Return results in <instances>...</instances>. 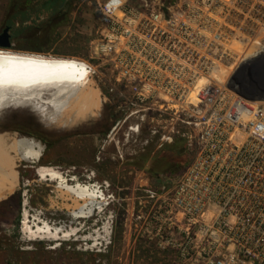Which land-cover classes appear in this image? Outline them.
<instances>
[{
    "label": "built area",
    "instance_id": "obj_1",
    "mask_svg": "<svg viewBox=\"0 0 264 264\" xmlns=\"http://www.w3.org/2000/svg\"><path fill=\"white\" fill-rule=\"evenodd\" d=\"M99 6L105 23L91 46L102 80L137 106L159 105L178 124L163 139L182 138L190 157L163 196L150 191L154 237L178 264H264V100L229 87L241 65L264 57V0Z\"/></svg>",
    "mask_w": 264,
    "mask_h": 264
},
{
    "label": "rangeland",
    "instance_id": "obj_2",
    "mask_svg": "<svg viewBox=\"0 0 264 264\" xmlns=\"http://www.w3.org/2000/svg\"><path fill=\"white\" fill-rule=\"evenodd\" d=\"M18 1L25 4L26 0H0V33ZM100 3L103 0H75L69 12L31 28L15 21L22 32L15 35L11 30L12 51L90 62L96 68L90 79L102 104L99 113L91 116L94 119L67 128L47 126L26 106L0 111V169L15 175L13 187L0 192V264H178L176 251L154 237L151 207L164 188L173 186L165 183L188 166L190 157L183 153L181 163L170 153L157 156L158 150L174 142L163 136L178 124L159 105L148 110L150 104L137 106L135 99L120 96V88L110 92L111 84L102 80L101 60L91 46L101 37L105 23ZM20 138L34 139L42 146L37 161H21L10 151ZM145 149L151 152L143 162ZM40 167L54 168L69 185H86L100 194L92 213L74 218L66 207L71 202L57 193L59 180L41 178ZM166 169L171 173L157 184V175ZM150 191L158 196L153 198ZM26 215L33 230L47 224L75 232L58 238L30 235L24 230Z\"/></svg>",
    "mask_w": 264,
    "mask_h": 264
},
{
    "label": "bare ground",
    "instance_id": "obj_3",
    "mask_svg": "<svg viewBox=\"0 0 264 264\" xmlns=\"http://www.w3.org/2000/svg\"><path fill=\"white\" fill-rule=\"evenodd\" d=\"M0 58H12L20 62L13 65L17 82L0 85V106H3L0 111L10 106H26L36 112L47 126L55 128L76 125L99 113L102 99L92 84L90 71L82 61L3 49H0ZM10 151L21 161L24 159L34 162L42 156L43 148L32 139L20 138L12 143ZM38 174L41 178L59 180L57 193L71 202L66 207L74 218H85L92 213L100 194L86 185H69L61 173L51 167H40ZM14 184L15 175L0 169V192ZM10 190L12 189L7 191ZM24 230L30 235L42 233L52 238L61 237L60 235L67 237L75 232L74 229L66 230L64 227L47 224L33 230L27 221V215Z\"/></svg>",
    "mask_w": 264,
    "mask_h": 264
},
{
    "label": "trees",
    "instance_id": "obj_4",
    "mask_svg": "<svg viewBox=\"0 0 264 264\" xmlns=\"http://www.w3.org/2000/svg\"><path fill=\"white\" fill-rule=\"evenodd\" d=\"M73 1L75 0H26L25 4H21L18 1V4H15V9L17 10L12 15V19L8 22L7 25H5V27L9 26L11 30H13L15 35L20 34L22 31L16 28L17 25L15 21L25 27H36L46 19L56 16L60 13H64L67 11L69 12V8ZM20 5H25L23 7L24 9H22ZM14 33L11 34L14 35ZM33 51L40 52L41 50L34 49ZM114 119L115 121H117L119 117L114 116ZM147 152L150 153L151 149H145V154L141 155V159L143 160V162L148 160V155H146ZM169 153L175 156V158H177L179 162H185V159H183L182 154L186 153V147L182 138L174 139V142L172 144L167 145L166 147L158 150L157 156L160 155V157L165 158ZM170 173L171 172L166 169L162 173L158 174L156 177L157 184H161L164 181V177H166Z\"/></svg>",
    "mask_w": 264,
    "mask_h": 264
},
{
    "label": "water",
    "instance_id": "obj_5",
    "mask_svg": "<svg viewBox=\"0 0 264 264\" xmlns=\"http://www.w3.org/2000/svg\"><path fill=\"white\" fill-rule=\"evenodd\" d=\"M14 44L12 42L11 28L7 26L2 33H0V49L12 50ZM18 51V50H17ZM19 52H24L20 51ZM264 72V57L257 58L249 63L241 65L232 77L229 87L237 91L245 98L255 101L264 100V73L262 80H256L259 72ZM36 114V112H34ZM37 115V114H36ZM39 117V116H38ZM68 126H66L67 128ZM34 140V139H32ZM22 161H25L22 159ZM14 192L6 196L12 195ZM4 198V199H5Z\"/></svg>",
    "mask_w": 264,
    "mask_h": 264
},
{
    "label": "snow or ice",
    "instance_id": "obj_6",
    "mask_svg": "<svg viewBox=\"0 0 264 264\" xmlns=\"http://www.w3.org/2000/svg\"><path fill=\"white\" fill-rule=\"evenodd\" d=\"M20 63L12 58H0V85H8L16 83V73L13 65ZM29 63H34L29 61Z\"/></svg>",
    "mask_w": 264,
    "mask_h": 264
},
{
    "label": "flooded vegetation",
    "instance_id": "obj_7",
    "mask_svg": "<svg viewBox=\"0 0 264 264\" xmlns=\"http://www.w3.org/2000/svg\"><path fill=\"white\" fill-rule=\"evenodd\" d=\"M6 27H7V26H6ZM6 27H4L3 30H4ZM3 30H2V32H3ZM2 32H1V33H2Z\"/></svg>",
    "mask_w": 264,
    "mask_h": 264
}]
</instances>
